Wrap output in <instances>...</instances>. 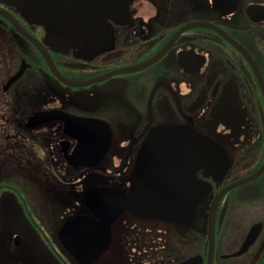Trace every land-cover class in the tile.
Here are the masks:
<instances>
[{"label":"flooded vegetation","instance_id":"1","mask_svg":"<svg viewBox=\"0 0 264 264\" xmlns=\"http://www.w3.org/2000/svg\"><path fill=\"white\" fill-rule=\"evenodd\" d=\"M52 1L0 0V212L41 221L45 209L25 189L30 172L70 192L50 201L57 211L72 205L59 225L34 224L54 259L40 264H82L60 238L65 222L92 216L88 198L121 201L141 186L148 200L208 191L188 224L124 212L90 264H207L211 206L215 248L238 235L213 264H242L253 246L248 264H264V171L224 192L264 162V0H81L67 18ZM40 112L57 117L28 124ZM190 125L227 154L223 176L191 162L190 130L157 139L173 161L159 154L137 165L156 129ZM257 223L255 242L232 255Z\"/></svg>","mask_w":264,"mask_h":264},{"label":"water","instance_id":"2","mask_svg":"<svg viewBox=\"0 0 264 264\" xmlns=\"http://www.w3.org/2000/svg\"><path fill=\"white\" fill-rule=\"evenodd\" d=\"M61 3H60V2ZM81 0H53V5H59V8H55L53 11L62 17L73 16V9L69 7L71 2H75L76 5ZM64 7H63V5ZM80 8V5L76 6ZM157 58V57H156ZM142 66V65H141ZM141 66L135 67L140 68ZM197 70V69H194ZM17 76V75H16ZM15 76V77H16ZM14 77V78H15ZM51 112H40L32 116L28 120V124L39 123L56 118ZM156 133L149 139V142L142 148L137 159V165L141 162L148 160L147 156H151V161L156 162L159 154H165L166 161H173L167 145L163 148L159 145L157 139L163 136L166 140L176 139V131L178 130H190V136L185 138L191 141L190 154L192 156L191 162L197 166L204 167L208 176L213 178H220L223 176L229 166L230 160L225 152L216 151L215 147L223 148L217 144L213 139L196 134L193 127L190 125L186 128L177 127H164L156 129ZM200 140L199 143H195V140ZM201 147V152H200ZM199 153L201 159H198ZM194 170V169H193ZM264 171V162L262 165L251 175L236 181L227 187L224 192L247 182L255 177L259 176ZM203 190L202 195L198 199H190L187 201L170 200L165 195H157L156 199L148 200L145 196V192L142 191V186L137 188L131 196L121 201H105L102 199L88 198L87 206L92 211V216H73L70 217L60 233L66 250L79 260L82 264L92 263L107 247L111 237V225L113 221L122 215L124 212H128L133 216L140 219H158L163 222H173L177 224H188L192 219L193 212L198 204L201 202L207 193ZM214 211L215 206H211L209 210L208 221V248H207V264H213L215 254V242H214ZM74 228V229H73ZM261 230V224L257 223L249 230L241 247L232 255L237 256L248 250V248L255 242L259 232ZM74 233V236H73ZM229 256V255H226ZM199 256L190 258L180 264H198L200 263Z\"/></svg>","mask_w":264,"mask_h":264},{"label":"rangeland","instance_id":"3","mask_svg":"<svg viewBox=\"0 0 264 264\" xmlns=\"http://www.w3.org/2000/svg\"><path fill=\"white\" fill-rule=\"evenodd\" d=\"M15 170L17 172L24 171L19 168H15ZM35 177V174L30 172V182L28 185H25V189L29 200L45 209L44 214L40 215L42 217L40 221L34 214L32 218L24 212L13 210L0 212V257L4 260L6 259L12 262L20 261L24 264H40L48 259L54 261L52 255L47 251L45 244L41 240V237L36 233L34 224L59 225L67 216L68 211H70L72 206L71 202L64 203L61 209L57 211V207L50 204V201L53 200V204H59L58 202H63L65 199L62 196L63 192L65 194H70V192L65 187L40 185L36 182ZM60 188H63V192ZM254 215L255 211L248 212L249 219ZM247 221L237 226L236 229L241 232L243 230L241 226H245ZM17 235L20 237V244L18 245L15 244L14 239ZM237 237L238 235H232L230 239L228 238L227 243L220 244L215 248L217 259L218 253L232 247ZM254 248L255 246L241 257H238L235 262L248 264L252 260L251 252Z\"/></svg>","mask_w":264,"mask_h":264}]
</instances>
